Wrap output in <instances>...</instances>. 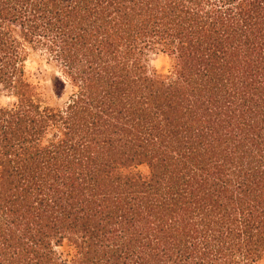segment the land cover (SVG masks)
<instances>
[{"label":"trees","instance_id":"trees-1","mask_svg":"<svg viewBox=\"0 0 264 264\" xmlns=\"http://www.w3.org/2000/svg\"><path fill=\"white\" fill-rule=\"evenodd\" d=\"M1 92L0 264L264 260V0H0Z\"/></svg>","mask_w":264,"mask_h":264},{"label":"rangeland","instance_id":"rangeland-1","mask_svg":"<svg viewBox=\"0 0 264 264\" xmlns=\"http://www.w3.org/2000/svg\"><path fill=\"white\" fill-rule=\"evenodd\" d=\"M150 64L151 67L155 68L160 73L169 71V58L165 54H153ZM26 70L35 81H41V77L48 71L44 65L39 66L34 61H28L26 63ZM13 100L14 98L7 93H0V107H7ZM260 264H264V260Z\"/></svg>","mask_w":264,"mask_h":264}]
</instances>
